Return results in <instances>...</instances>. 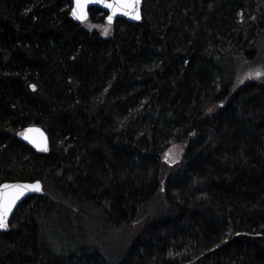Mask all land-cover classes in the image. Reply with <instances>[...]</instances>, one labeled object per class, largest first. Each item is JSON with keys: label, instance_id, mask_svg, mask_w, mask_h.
I'll return each mask as SVG.
<instances>
[{"label": "trees", "instance_id": "16d2710c", "mask_svg": "<svg viewBox=\"0 0 264 264\" xmlns=\"http://www.w3.org/2000/svg\"><path fill=\"white\" fill-rule=\"evenodd\" d=\"M71 6L0 0V184L43 189L0 264H264V0H144L107 38Z\"/></svg>", "mask_w": 264, "mask_h": 264}, {"label": "snow or ice", "instance_id": "6c2138e0", "mask_svg": "<svg viewBox=\"0 0 264 264\" xmlns=\"http://www.w3.org/2000/svg\"><path fill=\"white\" fill-rule=\"evenodd\" d=\"M74 7L71 9V15L78 21H86L88 19V7L91 4H100L103 7L111 10V15L107 17L108 23L113 22V18L117 13L130 16L133 19H140L138 6L140 0H73ZM104 34L107 35V29H104ZM255 78L259 79L264 76V72L257 70ZM251 78V75L248 77ZM33 90L35 86L33 85ZM38 129H26L20 135L36 146L42 151H47L46 146L43 145V141H38L32 135L34 132H38ZM42 135V134H41ZM27 191L39 192L41 191V185L39 181L34 184H3L0 185V230H7L9 228L8 217L15 207L16 202L25 194Z\"/></svg>", "mask_w": 264, "mask_h": 264}, {"label": "water", "instance_id": "95a60500", "mask_svg": "<svg viewBox=\"0 0 264 264\" xmlns=\"http://www.w3.org/2000/svg\"><path fill=\"white\" fill-rule=\"evenodd\" d=\"M72 1V6L70 8V11H69V18L75 22V23H78V24H82V23H85L88 19H89V10L90 9H98L100 11H102L104 14H105V18H104V21L108 23V20H107V17L109 15H111V10L108 9V8H105L103 7V5H100V4H91L89 5L87 11H88V19L86 21H78L76 20L72 15H71V9L74 7V2L73 0ZM143 2L144 0H140V4L138 6V10H139V15H140V19H133L131 18L130 16H124V15H121L119 13H117V15L113 18V22L109 25H112L114 24V22L118 19H121V20H124L126 22H129V23H139L141 21V18H142V8H143ZM33 89V87H32ZM29 128H32V129H38L39 131L38 132H34L32 133V135L35 137V139H37L38 141H43V145L46 146L47 148V151H42L40 149H38L36 146H34L32 143H30L28 140H25L21 135L20 133L24 132L26 129H29ZM42 134V135H41ZM16 137L17 139L24 143L25 145L29 146L31 149H33L35 152L37 153H40V154H47L49 153V140H48V137L46 135V133L44 132V130L38 126V125H29V126H26L24 127L23 129L19 130L17 133H16ZM37 181H33V182H29V181H7V182H3L1 183L0 185H3V184H34L36 183ZM40 185H41V191L39 192H33V191H27L25 192V194L16 202V205L15 207L12 209V212L11 214L9 215L8 217V220H9V223H10V220L15 212V210L19 207V205L25 200L27 199L28 197H31V196H36V195H41L43 193V189H42V184L41 182L39 181ZM10 230V225H9V228L7 230H0V232H8Z\"/></svg>", "mask_w": 264, "mask_h": 264}, {"label": "rangeland", "instance_id": "374dc122", "mask_svg": "<svg viewBox=\"0 0 264 264\" xmlns=\"http://www.w3.org/2000/svg\"><path fill=\"white\" fill-rule=\"evenodd\" d=\"M85 24L90 28L95 31H97L101 37L107 38L109 35L112 33V25L107 24L105 21L102 23H97L95 21H91L90 19L85 22ZM104 29H107V35L104 34ZM256 64L251 65L250 69L254 71L256 69ZM247 69V68H246Z\"/></svg>", "mask_w": 264, "mask_h": 264}, {"label": "flooded vegetation", "instance_id": "af4514ba", "mask_svg": "<svg viewBox=\"0 0 264 264\" xmlns=\"http://www.w3.org/2000/svg\"><path fill=\"white\" fill-rule=\"evenodd\" d=\"M90 10H91V9H90ZM90 10H89V11H90ZM93 10H98V9H93ZM101 12H102V11H101ZM102 13H103V12H102ZM89 17H90V15H89ZM88 20H89V19H88ZM88 20H87V21H88Z\"/></svg>", "mask_w": 264, "mask_h": 264}]
</instances>
